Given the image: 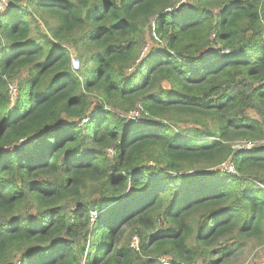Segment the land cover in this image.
<instances>
[{"label": "trees", "instance_id": "1", "mask_svg": "<svg viewBox=\"0 0 264 264\" xmlns=\"http://www.w3.org/2000/svg\"><path fill=\"white\" fill-rule=\"evenodd\" d=\"M263 127L264 0H8L0 264H226L264 233V146L233 147Z\"/></svg>", "mask_w": 264, "mask_h": 264}, {"label": "rangeland", "instance_id": "2", "mask_svg": "<svg viewBox=\"0 0 264 264\" xmlns=\"http://www.w3.org/2000/svg\"><path fill=\"white\" fill-rule=\"evenodd\" d=\"M72 56L77 57L73 52H72ZM81 67H82V64H81L80 59H79L78 70L81 69ZM12 85L14 86V84H11V86ZM13 96H14V93L11 94V97H12L11 101L13 100ZM249 114L250 115H248V116H251L254 119H255V117H258L257 113H254L252 111H250ZM128 115L129 114H127V113L124 115L126 121H127ZM263 129H264V127H263ZM249 141L252 142V146L250 149H247V150H251V149H254V148H257L260 146H264V131H263V134H261L258 137H255V138L253 137V139H250ZM244 143H245L244 139L236 141L233 144V147H234V149L244 150L243 149ZM241 147H243V148H241ZM109 150H110V148L107 149V153L109 155H111ZM219 166L216 167V169L221 171V167H219ZM232 174H235V173H232ZM89 194L93 195V193H89ZM134 237H137V233L135 231L131 234L130 241H134L135 240ZM137 239H138V237H137ZM232 253H233L232 257L229 259V261L226 264H262V261L264 260V233L258 238H247V239H245L242 242V244H240L239 247L237 249H235ZM159 256L164 257L168 261L170 260L169 256H166L163 254L159 255ZM195 264H201V263L196 262Z\"/></svg>", "mask_w": 264, "mask_h": 264}, {"label": "built area", "instance_id": "3", "mask_svg": "<svg viewBox=\"0 0 264 264\" xmlns=\"http://www.w3.org/2000/svg\"><path fill=\"white\" fill-rule=\"evenodd\" d=\"M7 3H8L7 0H0V12L3 11L6 8ZM71 67L75 71L78 69V67H79V59L77 57H74V56L71 57ZM9 89H10V91H14L15 90L14 87L11 86V85L9 86ZM141 110H142V107L140 105H138L135 109H131L127 113V114H129L127 116V120H132L134 122H138L140 117H141L140 116L141 115ZM244 141H245V143L243 145L244 148L243 147H241V148H243L244 150L250 149L251 146H252V142L249 141V140H244ZM109 151H110L111 154L114 153V150L112 148H110ZM219 167H221V171H224V172H227V173H236L235 168H234V166H233L231 161L224 162V163L220 164ZM134 239H135L134 241H131V245L132 246L133 245L136 246L137 243H138L137 237H134ZM158 259L163 264H168V262H169L168 260H166L164 257H161V256H159ZM262 264H264V260L262 261Z\"/></svg>", "mask_w": 264, "mask_h": 264}]
</instances>
